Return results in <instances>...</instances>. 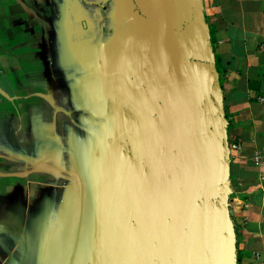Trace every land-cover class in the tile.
Returning <instances> with one entry per match:
<instances>
[{"label": "crops", "instance_id": "obj_1", "mask_svg": "<svg viewBox=\"0 0 264 264\" xmlns=\"http://www.w3.org/2000/svg\"><path fill=\"white\" fill-rule=\"evenodd\" d=\"M256 254L264 0H0V264Z\"/></svg>", "mask_w": 264, "mask_h": 264}, {"label": "built area", "instance_id": "obj_2", "mask_svg": "<svg viewBox=\"0 0 264 264\" xmlns=\"http://www.w3.org/2000/svg\"><path fill=\"white\" fill-rule=\"evenodd\" d=\"M235 149H237V147H235ZM252 264H264V261H262L260 256L258 254H256L253 258Z\"/></svg>", "mask_w": 264, "mask_h": 264}]
</instances>
